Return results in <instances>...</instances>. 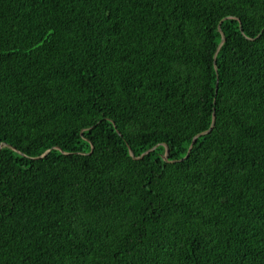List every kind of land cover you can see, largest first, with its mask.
I'll use <instances>...</instances> for the list:
<instances>
[{
    "label": "trees",
    "instance_id": "trees-1",
    "mask_svg": "<svg viewBox=\"0 0 264 264\" xmlns=\"http://www.w3.org/2000/svg\"><path fill=\"white\" fill-rule=\"evenodd\" d=\"M0 146V264H264V0H0Z\"/></svg>",
    "mask_w": 264,
    "mask_h": 264
},
{
    "label": "water",
    "instance_id": "water-1",
    "mask_svg": "<svg viewBox=\"0 0 264 264\" xmlns=\"http://www.w3.org/2000/svg\"><path fill=\"white\" fill-rule=\"evenodd\" d=\"M132 155H134V153L132 152ZM167 156H168V150L166 151V158H167Z\"/></svg>",
    "mask_w": 264,
    "mask_h": 264
},
{
    "label": "clouds",
    "instance_id": "clouds-1",
    "mask_svg": "<svg viewBox=\"0 0 264 264\" xmlns=\"http://www.w3.org/2000/svg\"><path fill=\"white\" fill-rule=\"evenodd\" d=\"M2 145H3V144H2ZM2 145H1V146H2ZM1 146H0V147H1ZM165 156H166V155H165Z\"/></svg>",
    "mask_w": 264,
    "mask_h": 264
},
{
    "label": "snow or ice",
    "instance_id": "snow-or-ice-1",
    "mask_svg": "<svg viewBox=\"0 0 264 264\" xmlns=\"http://www.w3.org/2000/svg\"><path fill=\"white\" fill-rule=\"evenodd\" d=\"M213 128H214V125H213ZM210 134V133H209Z\"/></svg>",
    "mask_w": 264,
    "mask_h": 264
}]
</instances>
